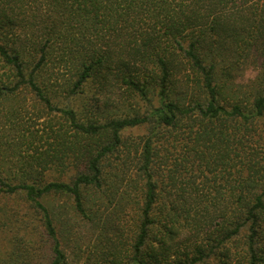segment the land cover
Masks as SVG:
<instances>
[{
	"label": "trees",
	"instance_id": "trees-1",
	"mask_svg": "<svg viewBox=\"0 0 264 264\" xmlns=\"http://www.w3.org/2000/svg\"><path fill=\"white\" fill-rule=\"evenodd\" d=\"M0 264H264V0H0Z\"/></svg>",
	"mask_w": 264,
	"mask_h": 264
},
{
	"label": "rangeland",
	"instance_id": "rangeland-1",
	"mask_svg": "<svg viewBox=\"0 0 264 264\" xmlns=\"http://www.w3.org/2000/svg\"><path fill=\"white\" fill-rule=\"evenodd\" d=\"M253 57V56H252ZM257 58L253 57L249 60L241 59L236 65V70H234L233 85L235 89L240 91L242 96L252 95V93L260 88L258 76L260 74L261 65L260 62H256ZM90 225H85L84 222H77L75 228V236L69 241V247L75 249L76 246L86 247L87 237L90 238ZM78 239V240H77Z\"/></svg>",
	"mask_w": 264,
	"mask_h": 264
}]
</instances>
